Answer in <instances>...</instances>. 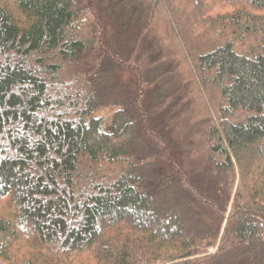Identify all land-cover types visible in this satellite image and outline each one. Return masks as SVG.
Wrapping results in <instances>:
<instances>
[{"label": "trees", "instance_id": "trees-1", "mask_svg": "<svg viewBox=\"0 0 264 264\" xmlns=\"http://www.w3.org/2000/svg\"><path fill=\"white\" fill-rule=\"evenodd\" d=\"M0 264H264V0H0Z\"/></svg>", "mask_w": 264, "mask_h": 264}]
</instances>
